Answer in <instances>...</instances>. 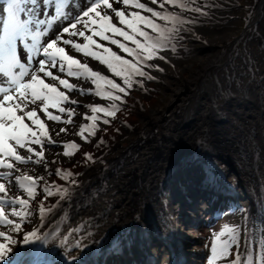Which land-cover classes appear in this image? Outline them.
Segmentation results:
<instances>
[{"label": "bare ground", "instance_id": "1", "mask_svg": "<svg viewBox=\"0 0 264 264\" xmlns=\"http://www.w3.org/2000/svg\"><path fill=\"white\" fill-rule=\"evenodd\" d=\"M147 2L150 4V0ZM198 2L213 5L204 8V11L208 12L207 16L188 11L180 13L179 9L166 6L168 11L179 13L183 18H191V20L194 18V22L189 23L188 26L185 24L178 26L179 37L173 39L165 50L158 53L164 59L155 58L147 62L163 71L144 68V71L155 79L137 77V80H142L143 87L136 84L129 90L127 96L120 93L124 99L123 104L117 102L121 110L116 113L114 119L108 117L109 124L100 122L99 130L89 142H85L76 134L78 125L84 122L81 117L74 119L70 126L55 128V130L69 129L59 136H56L54 131L55 140L59 142L75 140L80 144L76 153L70 156L64 157L61 148L47 151L45 157L49 161L48 165H51L50 170L59 168L62 171L71 170L74 174L78 173L79 188L74 190L75 195L86 193L87 189L89 193L74 209L66 208L62 203L61 207L49 214L40 226L41 233L49 235V241L44 245L37 243L34 247L47 253L52 244H59L62 233L70 232L83 221H91L89 227L93 235L87 237V245L83 252L77 253L82 257L81 264H128V259L122 258L125 252L130 253L131 264H142L146 257L144 251H147L143 246L147 245L151 232H155L150 240L154 250L150 253L151 261L147 264H170L175 254L181 255V252L174 250L172 240L161 228L165 224V219L159 222L160 218L154 211V204L162 202L169 213L166 217L167 221L177 222L181 229L186 225L182 220V215L186 213L183 210L185 206L178 201L184 193L189 192L191 194L188 196L192 197L195 192L204 190V194L211 195L207 201L217 196L218 203L228 196L225 184L231 185L242 181L248 186L249 192L259 189L264 191L262 166L264 91L260 87L256 89L253 87L259 94L254 95L251 91V98L248 99L245 93L238 91L240 88L220 99L219 93L214 89L216 87L210 85L205 76L210 69L231 64L232 50L238 40L235 39L236 34L232 28L237 24L236 17L242 11L247 26L257 29L255 36L251 37L252 34L248 33V38L251 37V42L257 41L259 46L263 45L264 0H250L246 6L239 5V0H198ZM157 23L163 27H171L162 20H158ZM149 34L155 35L150 30ZM195 34L200 35L201 40L197 38L195 41L202 46L199 50L186 46L189 38ZM105 46L111 47L120 54L116 48ZM186 54L191 55V58H185ZM120 55L124 56L122 53ZM262 55L263 57L258 54L256 59L258 69L263 63L264 54ZM125 58L132 59L127 56ZM90 64L112 75L108 70L99 67L98 63ZM243 65L249 70V63L243 62ZM169 72L173 74L169 76ZM230 72L227 76L228 84L222 83L224 88L231 86L233 71ZM114 78L123 86L120 78ZM162 92L170 98L164 100L165 105L155 101ZM218 101L221 102V106L218 105ZM138 102H142L141 109L136 108ZM100 140L104 143L100 144ZM247 151L256 159L257 176L252 173L251 159ZM85 153L91 154L96 162L90 163L85 160ZM210 153H214V156ZM54 159L60 163L66 159L65 164L56 167L57 164L50 163ZM218 159L240 168L242 173L240 177L237 176L239 180L235 178V174L230 175L229 169H225L227 165L219 162ZM27 169L33 170L32 175L45 177V180L41 181L42 186L45 183L60 186L66 184L59 177L48 175L44 169L34 166ZM224 169L228 174L224 173ZM190 171H193V174L184 178V174L191 173ZM108 175L109 178L103 180L106 184L100 192L95 193L90 190L92 184H97L99 179ZM159 176H163L162 181L168 180L161 191H159L161 182L156 187L143 186L136 182L137 178H141L151 185L150 180ZM172 179L179 181L174 184L170 182ZM252 188L257 189L252 190ZM236 189L241 192L243 186L238 185ZM13 191L18 190L14 188ZM38 192H40V195H37L38 199L31 202L32 209H36L42 200L46 207L58 200L57 196L44 200L40 188ZM77 197L79 196L75 198ZM226 201L230 208L232 206L230 199ZM242 205L246 207L244 212L224 214L222 218L211 216L210 211L212 208L215 209L214 205L210 206L206 203L201 205L196 214L198 218L192 224H187L186 231L191 233L195 242L186 255L189 263L208 264L213 233L221 231L224 226L239 227L241 237L247 236L249 241L256 238V223H258L256 197L247 196L245 201H242ZM260 218H262L261 214ZM36 223L38 218L34 215L32 223L25 225V230L33 228ZM131 224L133 226L127 229ZM186 231L183 230V233ZM15 238L18 244L14 246L13 255L16 251H20L24 253L22 259L26 262L31 261L32 256L29 252L31 245L24 246L19 235ZM250 245L252 247L249 242L247 244L249 252H251ZM60 252L59 247H52L51 257L58 264H63L64 258ZM217 264H223V261H218Z\"/></svg>", "mask_w": 264, "mask_h": 264}, {"label": "snow or ice", "instance_id": "2", "mask_svg": "<svg viewBox=\"0 0 264 264\" xmlns=\"http://www.w3.org/2000/svg\"><path fill=\"white\" fill-rule=\"evenodd\" d=\"M116 3L122 7L115 8ZM0 4V264H58L51 257L52 247L61 249L63 264H81L82 257L77 253L83 252L87 237L93 235L89 227L91 221H83L70 232L62 233L59 244H52L47 253L36 247L30 248L32 260L29 262L22 260L23 252L16 251L13 255L14 246L18 244L17 235L22 237L24 246L44 245L49 241V235L42 234L40 226L49 214L61 207V201L70 202L74 190L79 188L78 173L48 169L49 161L44 153L53 149L46 145H60L50 135L49 127L38 113H43L48 121L72 124L76 109L71 106L79 101L67 93L78 91L80 95L94 94L109 100L107 106L90 105L91 115H83V119L91 121V124L81 125L76 134L89 142L99 130L98 122L109 124L108 117L114 119L121 110L117 104L124 103L120 93L127 96L135 84L143 87L142 80H137V77L155 79L144 68L163 71L147 62L155 58L164 59L158 53L179 37L178 26L194 22V18H183L179 13L168 11L166 6L177 8L180 13L188 11L207 16L204 8L213 5L201 4L198 0H150L151 5L163 10L158 11L149 6L147 0H0ZM113 17L124 27L114 24ZM157 20L171 27H163ZM149 30L155 35H150ZM117 36L134 47L116 39ZM94 37L109 42L132 59L98 43ZM18 42L22 49L18 50ZM66 46L106 66L113 77L122 80L123 86L102 70H94L89 63H82L69 55ZM101 49L102 52L99 51ZM172 50H175L174 44ZM61 74L89 81L95 91L70 83ZM50 109L59 114H53ZM60 114L66 118L62 119ZM53 131L59 136L69 129ZM63 148L62 155L70 156L74 153L70 154L67 149L78 150L79 145L65 143ZM85 160L96 162L89 153H85ZM50 163L60 162L54 159ZM28 164L43 165L48 175L64 180L65 186L51 183L41 186L40 182L45 180L43 175L35 176L30 174L32 169L19 167ZM14 188L18 191H13ZM38 188L44 200L52 196H57L58 200L47 207L42 200L36 209H32L31 202L40 195ZM34 215L38 223L25 230V225L32 223ZM249 242L253 248L251 252L248 251ZM210 248L208 264H217L218 261H223V264H264V229L260 230L259 238L249 241L247 236L241 237L239 227L224 226L221 231L213 233Z\"/></svg>", "mask_w": 264, "mask_h": 264}, {"label": "rangeland", "instance_id": "3", "mask_svg": "<svg viewBox=\"0 0 264 264\" xmlns=\"http://www.w3.org/2000/svg\"><path fill=\"white\" fill-rule=\"evenodd\" d=\"M248 2H250V0H239L238 4L241 6H246V4ZM243 16H244V12L242 11L241 14L237 15V17H236V18H238L237 24H235V26H233V28H232L233 29L232 31L235 32V34H236L235 39H238V40L236 42L235 47H233V50H232V56L231 57L233 58V60H232L231 64L229 63L225 67L220 65L219 67H217V69L216 68L210 69L205 74L208 83L210 85H213L214 87H216L214 89H215V91H217V93H219L220 99H222L224 96L227 97L229 94L231 95L233 91H236L240 88L241 89L238 91L241 92L242 94L245 93V97L248 99L251 98V91L253 92L254 95H255V93L259 94L258 92H256L257 90L254 91V89L260 87L264 91V58H263V63L260 65V69H258L256 66V62H257L256 59L258 57V54H259V56L263 57L262 54H264V46H262V45L259 46V43L257 41L251 42L250 38L255 36L254 34H256L255 31L257 29L255 27L247 26V23L245 22V19ZM250 32H251L252 36L250 38H248L247 35ZM244 33H245V38H242V35ZM199 37H200V35H198V38ZM199 40H201V39L199 38ZM187 46H190V48H193L196 50H199L200 48H202V46L200 44H197V43L194 44V42L187 43ZM188 58H191V55H189ZM243 58H246V60L250 62V66L252 69L250 72H247L244 75L243 74L240 75V76H242V77H240L239 74L243 73V71H246L245 68H241L243 66ZM249 62H247V63H249ZM231 66L237 67V72H235L237 76H233L232 81H231L232 82L231 86H227L226 88H224L222 86V83L228 84L227 82H229V77H227V76L224 77V75L227 73V69L228 70L230 69L229 73H231L230 71H233V69H232L233 67H231ZM255 70H257L256 74H255ZM219 72H221V73H219ZM169 73H170V74H168L169 76H171L173 74L171 72H169ZM217 80H218V82H217ZM253 87H254V89H253ZM226 89H227V91H225ZM169 99L170 98H168L167 95L164 92H162L161 95H159L155 99V101L165 105L166 102H164V100L167 101ZM218 105L221 106L222 105L221 102L218 101ZM136 108L141 109L142 108V102H138V104L136 105ZM225 169H228V168H225ZM229 174L230 175L235 174L236 175V176L234 175L235 178L238 179L237 174L235 172L232 171V174H231V172L229 171ZM136 182L138 184H140V185L142 184L144 186V180H143V183H139L138 178H137ZM164 228H166L165 225H164Z\"/></svg>", "mask_w": 264, "mask_h": 264}]
</instances>
